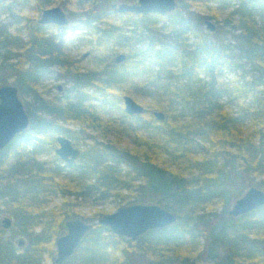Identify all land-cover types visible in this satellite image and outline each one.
<instances>
[{"label":"trees","instance_id":"16d2710c","mask_svg":"<svg viewBox=\"0 0 264 264\" xmlns=\"http://www.w3.org/2000/svg\"><path fill=\"white\" fill-rule=\"evenodd\" d=\"M54 1L23 0L21 10L34 3L33 9L41 12ZM179 1L166 16L127 12L123 23L105 25L102 16L115 0H79L76 14L82 27L72 29L94 32V39L80 41L101 65L86 72L64 56L68 27L60 28L64 33L55 38L37 26L23 42L0 23V85L7 83L4 73L15 71L23 96L59 66L75 96L63 103L34 96L43 115L28 109L30 127L0 150V216L2 209L9 211L13 230L26 241L17 249L2 238L0 228V264H43L44 254L55 264V249L48 244L64 233L66 220L75 218L91 228L63 262L67 264H264V205L239 216L227 209L231 199L252 186L250 176L262 177L257 186L264 189V0H233L221 21L230 35L225 40L211 39L202 28L205 20H218L232 0ZM17 7V0H0V12L11 14ZM114 46L129 49L119 65L112 52L103 57L97 52ZM22 48L28 69L9 63L14 49ZM144 75L149 79L137 89L136 79ZM130 92L152 99L165 118L156 125L121 112L120 124L157 134V142L145 141L141 150L95 143L83 147L79 163L61 166L54 153L55 134L74 131L59 121L110 129L99 107L85 101L98 99L100 108H106ZM162 155L174 168L159 163ZM116 187L129 194L113 191ZM55 194L60 204L44 209ZM112 195L123 202L155 200L178 220L136 240L118 236L96 223L108 213L104 209L91 215L80 210Z\"/></svg>","mask_w":264,"mask_h":264},{"label":"rangeland","instance_id":"374dc122","mask_svg":"<svg viewBox=\"0 0 264 264\" xmlns=\"http://www.w3.org/2000/svg\"><path fill=\"white\" fill-rule=\"evenodd\" d=\"M78 1L79 0H55L54 3L51 4V6L58 5L68 15L71 13L75 14L73 16V20L69 17L70 23L67 28L68 30H66L65 32L66 36H68V40L66 37L67 41H65L64 44H62L63 45L62 50L64 52L65 57L73 60L78 70L82 72L83 71L86 72L97 68L100 69L101 65H96V63L92 61L93 55L91 53V50L89 49V46H87L85 43H82L80 41V39L82 40L94 39L95 38L94 32L84 28L78 31L72 29L75 26L82 27V24L80 23L79 20L81 16L79 14L78 15L76 14L79 10ZM136 1L137 0H115L113 4H118L121 2L134 3ZM22 2L23 0H17L18 7L15 8L13 10V13L11 14L9 12H0V23L5 24L6 26L8 25L9 26L8 31L11 34H16L17 36H19L21 39L24 40L23 42H25L28 40L29 35H32L33 29H35L37 26H40V24L37 23V19L39 18L41 12L33 9V6H35L34 3H30L29 7H25L24 9L21 10L22 6L24 5L22 4ZM177 4H181V2L177 0ZM211 5H215V3H211ZM233 5H235V1L232 0L230 1L228 8L219 14L218 20L210 19L216 25V27H219V30H217L215 27V30L211 32L205 27L204 24L202 29L209 34V37L211 39L225 40L226 38H230V35L224 33L225 29L222 28L223 24L221 23V21L227 15L228 10H230ZM201 12L205 16L208 15V11L204 10V8L201 9ZM116 14L111 12V10H108L105 14H103L102 20L105 23V25L106 24L119 25L125 21L124 20L125 14H119V13ZM227 28L228 27H226V29ZM46 33L57 38L60 37V35H63L64 32L58 27L51 26L48 30H46ZM128 50L129 49L126 46H114L111 49L101 48L97 52L100 55V57H103L105 52H112V59H113L114 55L120 52L127 53ZM13 53H14L13 55L14 57L9 61V63L17 64L20 67H24L28 69L29 64L26 59V51L23 48L14 49ZM4 76L7 83L15 84L17 80V72L7 71L6 73H4ZM223 78L232 79V76L228 74L227 75L224 74ZM148 79H149L148 75L147 76L144 75L140 78H137L136 81H138L139 84L137 86V89L138 88L142 89L144 83L148 81ZM70 86L71 85L66 82L63 68L57 66L52 71H49L48 73H45L40 77L38 83H36V85L34 86L35 91H32L31 88L29 92H26V94L22 96L19 89V96L26 112H28V109H30L38 117V116H42L43 113L39 112V110L37 109L38 102L35 100L34 96L39 95L42 97V99L44 98L51 101H58L60 103H63L67 99V97L70 100L74 101L75 96L74 93H71L69 91ZM84 92H86L89 95L92 94L91 95L92 97L96 96V94L91 89L86 88ZM127 95H130L137 103L141 104L144 107L145 109L144 113L140 114L141 120L148 122L151 121V123L156 125L158 124V120L153 116V112L156 110L154 109L156 102H154L149 97L139 94L137 92H130ZM90 102L99 107L100 113L103 116L104 120L109 121L110 129H106V130H103L102 128L93 129L88 125L80 122L59 121L60 125H62L65 129L74 131V133H71L72 135H68L67 133H64L63 135L71 139L72 143L80 150H82L83 147L85 146H91L95 143L107 144L108 141L114 143L115 146H119L122 148L141 150L143 149L145 141L154 140L157 142L158 140L157 134L155 135L152 132H146L142 130L139 131L137 130L134 132L125 129V127L120 124V122L122 121L121 112H123L122 99L120 101H117L116 106H108L106 108H100L101 101L98 99L92 101H85V104H89ZM119 108H121V110ZM132 122L134 123V121ZM47 157L48 156H44L42 157V159H46ZM167 158L168 157L166 155L165 156L162 155L161 158L159 159V163H161L163 166L174 168L172 166V162ZM79 162L80 160L77 157L74 164H77ZM59 163L61 164V166L65 165L67 167V165L61 160L59 161ZM121 167L125 171H130V168L127 166V164H121ZM68 168L69 167H67V169ZM64 173L65 171L63 172V175ZM131 175L133 174L131 173ZM260 178L262 177L250 176L249 180L252 183V186L259 188L257 186V183L259 182ZM135 182L138 183L139 181L136 180ZM246 189L242 191V194ZM113 191H118V192L122 191V193L124 194H129V191L119 189V187H116ZM47 199L48 202L44 206V209H50L55 205L60 204L61 202V197L59 196V194L51 195ZM235 199L236 198H233L229 201L227 208L228 210L232 207ZM126 202H129L127 204H130L132 202H136V200L134 198H127V200L123 202L120 201L118 197L112 195L102 200V202L99 203L94 204L91 201H89L88 203H85L84 206L80 208V210L84 212L86 215H91L95 209H99V208H102L106 212L110 213L112 211H115L118 207L122 205H127L125 204ZM150 202H156V201L152 200ZM2 210L3 212H1L0 223L3 217L5 216L11 217V213L9 211H4L5 209ZM12 224H13V220H12ZM0 228H2L1 224H0ZM13 229H14L13 226L9 227L8 229H4L1 235L2 238L11 240L14 243L15 247L19 249L21 248V246L17 245V241L19 238H23L24 243L22 246H24L26 244L25 236L17 234ZM48 245L52 246L55 249V242H50ZM197 248H201V245L197 246ZM221 249H222L221 247L218 248L219 254H221ZM117 255L118 256L120 255V251L117 252ZM50 263H51L50 259L47 257L46 254H44L43 264H50ZM63 264H67V263H63Z\"/></svg>","mask_w":264,"mask_h":264},{"label":"water","instance_id":"95a60500","mask_svg":"<svg viewBox=\"0 0 264 264\" xmlns=\"http://www.w3.org/2000/svg\"><path fill=\"white\" fill-rule=\"evenodd\" d=\"M177 0H137L134 3L121 2L112 4L111 8L116 13L134 14H160L166 15L175 10ZM40 25L67 26L68 15L58 5L42 9L37 19ZM209 31H214L216 25L211 20L204 21ZM126 59L125 53L115 55L114 61L122 63ZM123 112L129 116L144 113V107L137 103L130 95H124ZM153 116L163 120L165 115L162 111L155 110ZM29 116L25 111L18 93V87L11 83L0 85V150L11 140L27 129ZM58 147L55 153L67 165L72 167L80 150L76 148L71 139L63 134L56 136ZM264 205V190L255 186L248 187L244 193L235 199L232 207L228 210L231 216H239L248 213ZM178 220L177 215L171 210L155 202H132L118 207L115 211L100 216L96 223L107 226L109 230L118 236L136 240L150 230L165 229L174 225ZM1 227L8 229L12 224V218L5 216L1 220ZM65 233L55 240V264H63L78 247L91 224L80 218L69 219L64 222ZM23 238L17 241L18 246L23 245Z\"/></svg>","mask_w":264,"mask_h":264},{"label":"flooded vegetation","instance_id":"af4514ba","mask_svg":"<svg viewBox=\"0 0 264 264\" xmlns=\"http://www.w3.org/2000/svg\"><path fill=\"white\" fill-rule=\"evenodd\" d=\"M111 12L116 13L113 9H111ZM119 14H121V13H119ZM67 15H68V14H67ZM68 19H69V15H68ZM37 23H38V22H37ZM69 23H70V20H69ZM40 26L46 27V29L48 30L51 26H55V25H40ZM68 26H69V24H68L67 26H62V27L55 26V27L63 28V27H68ZM125 54H126V53H125ZM114 58H115V55H114V57H113V59H112L113 62H114V64H116V65L121 64V63H116V62L114 61ZM126 59H127V55H126ZM126 59H125V60H126ZM125 60H124V61H125ZM124 61H123V62H124ZM123 62H122V63H123ZM14 85H15V84H14ZM18 93H19V89H18ZM25 111H26V110H25ZM27 114H28V113H27ZM28 116H29V115H28ZM29 127H30V117H29V125H28L27 129H28ZM24 131H25V130H24ZM21 133H22V132H21ZM58 134H62V133H56V134H55V142H56V146H55V148H54V153H55V149L58 147V144H57V141H56V136H57ZM17 135H18V134H17ZM17 135H16V136H17ZM16 136H15V137H16ZM15 137H14V138H15ZM10 142H11V141H10ZM8 144H9V143H8ZM8 144H7V145H8ZM7 145H6V146H7ZM73 145H74V144H73ZM6 146H5V147H6ZM74 146H75V145H74ZM5 147H4V148H5ZM75 147H76V146H75ZM4 148H3V149H4ZM76 148H77V147H76ZM78 149H79V148H78ZM79 150H80V149H79ZM55 154H56V153H55ZM80 154H81V150H80ZM56 155H57V154H56ZM57 157H58V155H57ZM78 157H79V156H78ZM58 158H59V157H58ZM59 159H60V158H59ZM60 160H61V159H60ZM61 161H62V160H61ZM62 162H63V161H62ZM74 162H75V161H74ZM73 164H74V163H73Z\"/></svg>","mask_w":264,"mask_h":264}]
</instances>
